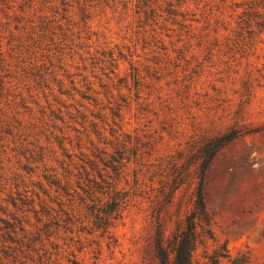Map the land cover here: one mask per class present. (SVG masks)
I'll use <instances>...</instances> for the list:
<instances>
[{
    "label": "rangeland",
    "instance_id": "obj_1",
    "mask_svg": "<svg viewBox=\"0 0 264 264\" xmlns=\"http://www.w3.org/2000/svg\"><path fill=\"white\" fill-rule=\"evenodd\" d=\"M0 46V264H160L191 217L192 264H264V0H0Z\"/></svg>",
    "mask_w": 264,
    "mask_h": 264
},
{
    "label": "trees",
    "instance_id": "obj_2",
    "mask_svg": "<svg viewBox=\"0 0 264 264\" xmlns=\"http://www.w3.org/2000/svg\"><path fill=\"white\" fill-rule=\"evenodd\" d=\"M3 62L2 51L0 46V63ZM2 68L0 67V94L4 90V77L2 75ZM224 140V139H223ZM119 203L114 202L109 205V209L105 214L107 215L103 219V224L108 225L110 223L111 216L114 213L119 212ZM119 214L116 215V219ZM195 217L187 218L184 228H179L172 236V240L166 245L164 240V229L162 225L158 226L154 241L155 255L160 264H171L170 256L175 254V264H192L193 253L197 244V225L193 222Z\"/></svg>",
    "mask_w": 264,
    "mask_h": 264
}]
</instances>
